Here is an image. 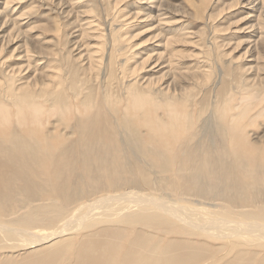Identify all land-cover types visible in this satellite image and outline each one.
<instances>
[{"label":"rangeland","instance_id":"374dc122","mask_svg":"<svg viewBox=\"0 0 264 264\" xmlns=\"http://www.w3.org/2000/svg\"><path fill=\"white\" fill-rule=\"evenodd\" d=\"M139 1L142 0H82L83 3L81 2L79 6H76L74 4L68 3L67 1H65L64 3L62 2V0H20L18 5L15 4V7L13 6V9L10 10L11 12L8 11L5 14L8 20L14 19L18 14L16 16L17 19L12 20V22H10L4 30L6 31V33H11V31L14 33L16 31V33L20 35V42L26 45V47L28 46V49L30 51L31 49L37 51V48L33 47V42L30 38L33 39L35 36V38L38 37L37 40H43V38L49 40L47 49L56 53V57L58 61H60L59 64L62 65V68L65 67L67 69H63L62 71L64 74H62L63 77L66 78V88L64 89L65 91L63 90V99L64 96H66L63 102H66H64L65 104L63 103V107L62 104L61 106L59 104L57 110H66L67 112H69V116H71L69 117L68 121H66L65 117L63 116V120L61 115L56 112V110V116L44 118V120L42 117L41 120L43 121H40V124L37 125L35 129H33V132H35L34 135H43L46 136V138L52 140L54 138H59L58 145L48 148V151L51 154V157L49 159L47 158V153H40L36 156L30 157L15 155L8 160L0 159V223H5L9 227L13 226L15 228H21V225H23L20 222L23 218L22 215L25 213L28 215V212L30 210H34V207L41 206V204L45 201L48 202V204L60 205L61 208L65 211L66 209H72L76 204L86 201H92L93 199H95L96 201V199L101 196L112 194L116 195V193L118 194L124 191H130V189L131 191H141L142 194L147 197L151 196L156 198L158 197L157 199L161 198L162 201H164V203H166L167 205H174L173 207L175 208L179 206L178 208H176L178 210L180 209L181 205H186L187 203L194 201L197 198L199 202L201 201V204H199L198 202V204H193L192 206H190V208L194 206L193 209H190L189 207L188 208L192 211L197 210V212L203 214L204 216H206L204 206H206L205 209L207 208V205H204V202H213V200L215 203H225L224 206H227L228 210L232 208L234 210L236 209V211L233 212L234 214H237V216L242 213L241 211L245 210V212L243 211L241 215H244V217L248 218L247 215H249L250 208L252 210L250 214L258 213L255 208H257L258 211L261 209L260 212H264V209H262L264 208V41L252 44L251 42H249V40L252 38H248V33L240 30L241 27H244L248 24V20L241 21V17H243L247 11V9L243 6L244 4H246V0H165L164 11L167 13L168 19H181V24L183 27L182 30L188 32L194 31L195 36L198 40L197 42L199 43L197 44L196 49L193 48L192 45L184 46L175 44V48L172 47L173 53L179 52V55L182 57V59H184L180 61V63L177 64L175 68L178 71L190 72L198 69L208 68V73L206 75L194 74L193 76L184 75L180 78L178 77L176 83L172 84L171 89L168 90L171 92V94L164 92L160 93V91L157 90V85H154V88L150 87V90H152L150 92V95H148V92H145L144 95L150 99L149 101L152 102L153 100L154 102L155 99L156 101L154 102V104L150 103L149 109L147 108V106L144 108V105H148L147 103H141L143 104L142 107L139 101L136 100V97L138 95L131 91L132 85H130L131 82L128 79V76H125L121 73L122 69L120 67L122 66H118L112 71V73L110 71L108 72V69L104 67L106 59L104 55L105 53H103V51L106 52L110 45L109 43L111 34L113 33L112 31L119 30L118 33H120V35L123 34V37H121L124 39L127 38L124 47L126 51L128 50L129 52H126L125 58L120 57V54L117 56V58L121 59L117 62L123 65L125 60V62L127 63V68L136 65L137 62H139L141 58H143L146 52H151V50L154 48V43L160 40H164L166 36L173 33V31H165L164 28H162L163 30H161L162 32H160L161 35L160 37L157 36L156 40L154 35L158 30L151 29V26L154 24L153 20L144 17L142 18L141 15L137 17L138 19L131 22V25L129 24L128 26L125 25L119 27L118 25H121V23L124 22V20L121 18L125 19L127 16H129L128 14L136 10L135 5L143 6L141 3H136ZM192 1L195 3H192ZM115 3L116 7L114 6ZM125 4L127 5L125 6ZM188 4L191 5L189 6ZM191 10H193L194 12ZM150 11L152 13L151 15L155 13L152 8H145L144 12L149 13ZM68 12H70V14ZM109 12H111V14L107 15ZM140 13H143V11H140ZM120 16L121 18H119ZM85 19L87 21L93 20L92 22L96 20V22L94 23L100 25V28L97 29L98 35H100L98 42L101 41V45L103 44V51L100 50L98 53L102 58H100L101 62L99 64L100 73L97 70L93 71L92 75L89 73V71L85 70L86 72H83L81 70L83 68V65L81 64V62L80 64H77L79 61L75 60V55H73L75 52L73 51V49H71L72 44L76 40L78 41L80 39L79 42L82 45L84 43H91L93 45V43L95 44L96 42L95 40H97L98 38L97 36H92L91 38L90 35L92 31L88 30V34L83 35L82 41L80 31L83 30H76L75 32V29H84L85 24L87 23ZM178 20L173 21V24L171 23V30H173V25H175ZM238 20H240V23H237ZM150 23L152 24L150 25ZM250 23L254 22L252 21ZM18 24L20 25L18 26ZM183 24L185 27L183 26ZM115 28L118 29L116 30ZM259 29L263 31L262 33L264 34V24L263 26H260ZM209 41L211 42V44H209ZM130 45L133 47L131 48ZM128 46L130 47V50L127 48ZM9 49L11 50V48L3 45L2 51L0 53L1 56L4 57V54L5 57H7V55H11L12 50L10 52ZM131 49L134 51L133 54L131 53ZM165 51L167 52V50ZM172 51L170 49V51L168 52L172 53ZM130 54L131 56H129ZM188 54H190L191 56ZM137 56L139 57L137 58ZM103 58L105 60H103ZM74 60L76 61V63ZM128 63H130L131 65H128ZM66 64L68 68L64 66ZM103 68H105L106 71L103 70ZM68 71L70 72L68 73ZM96 74H98L99 77H96ZM159 75L160 72L155 73L152 76L154 78H157ZM105 77H109L108 80ZM97 78H99V80ZM249 78H252L253 81ZM253 78H255L256 80ZM163 79H165V77L162 76L161 80ZM260 80L262 82H260ZM92 82L93 85L91 84ZM111 84L113 85L112 87H110ZM124 89H127V93H125L126 91ZM251 92H253L254 94ZM130 93L132 94L133 98L130 96ZM160 94L161 98H159ZM80 95L82 96L80 97ZM124 95L129 99H127ZM122 99L124 100V102ZM79 100H81L83 103L80 106V109L76 111L74 108V104ZM53 101L54 99L51 98L47 102ZM88 101H90L91 103ZM126 101L128 102V104ZM84 103L88 112L86 111V113L83 115L82 108H84ZM88 103H90L91 106L88 107ZM136 103H138L139 105L137 104L135 106L134 104ZM41 104H38L36 102L34 104H27V107L25 109V118H28L30 110L33 109H39L44 115L46 113L47 107L44 106L43 108H39L38 106H40ZM97 104L100 107L101 113H104H99L100 110H98L99 107ZM132 104L133 107L131 109L130 106ZM155 104L156 106L153 107V105ZM0 106H2L0 107L2 110L6 109L8 112H10V114L13 111L12 107L6 108L4 107L5 105L3 103H0ZM31 106L34 108H32ZM50 106L52 107L51 103L49 104V107ZM163 107H165V110L163 109ZM146 108L148 111L146 110ZM67 112L63 113L65 114ZM90 114L94 115V118L96 117L95 121H98V118L100 116L102 117V115L103 117L99 118V120L103 118L108 120L111 117L109 119L110 121H108L112 125L115 124V121L120 126L116 130V139L118 138L117 135L119 129L121 130V133L124 134V138L129 139L130 137L128 141V145H130V151L129 148H125V150H123V152L121 151L120 154L118 151L119 143L114 145L111 142H107L106 144L101 146L94 144L90 145L91 149L95 152L97 151V154L99 156H104L101 161L96 159H91L90 161L82 159L77 162V168L75 170L74 163H67L65 159H62L60 163L57 164L54 161V155H57V151L61 147H65L64 145H67L71 141V139L75 138V136H71L72 132L75 131L72 123L75 122L76 117H82V119L85 120L84 130H89L90 124L92 122V117L89 119L87 118L90 116ZM168 114L171 115V120H169ZM146 115H150L149 119L153 118V120L155 121L154 123L157 122V124L161 125L164 129L166 125L169 126L170 122L176 123V125H180L181 127V130L177 133H171V135H178L173 138L174 141L172 139V141L167 144L166 148L163 147L162 153L157 152V145L150 144V138L152 136L150 137L151 134L148 130L147 124L149 120ZM125 117L129 119V122H123L124 125H120L119 122L121 120L125 121ZM162 117H164L165 120ZM156 119L159 120L157 121ZM196 119H198V121H196ZM143 121V125L145 126H142ZM159 121L161 122L159 123ZM207 125L212 127H209L210 133L212 132L211 135L207 133V129L204 127ZM136 131L138 133H136ZM131 132H135L134 135ZM191 132H193L192 136H190ZM67 133L68 135H66ZM147 133L148 135H146ZM165 133L170 137V132ZM136 134L139 138L136 136ZM194 137H199L201 139L199 142V148H197L196 146L193 147L189 156V165H185L186 167L182 168L179 166L180 160L178 157V150L181 148V146L184 145L182 141L186 139L191 138L192 140H190L188 145L193 144V140L195 139ZM232 138L234 141L232 140ZM11 140L16 143H22L24 141L22 139H19L17 135L14 136ZM175 140H177V142ZM229 143H231L232 146ZM229 146L231 147L229 148ZM116 147L117 149H115ZM246 148L250 151V156L245 157V151L243 149ZM196 149H198V151ZM206 149L209 150V154L211 152L215 154L213 156V154L211 153V156L216 158H209L211 157L209 155L207 158V153L205 152ZM41 151L44 152V150ZM200 151H202L201 154ZM229 151L233 154H231ZM237 154H242L243 157L240 156V158ZM234 157L236 159H234ZM20 159H22V161ZM232 159L235 160L233 163ZM253 159L255 162L253 161ZM199 161L205 162L204 165L208 169L205 168L204 165L203 167L206 171L201 169ZM256 161H258V163ZM206 162L208 163V165H206ZM194 163L197 164L194 165ZM227 163H230L229 166L227 165ZM242 163L245 165H243ZM231 164H234L236 169L240 171L242 175H246L248 173L246 176H243V178L245 177L244 180H239L240 183L236 182L233 177H230L229 179L226 178V176L228 177V175L232 174L228 173L229 170L232 169ZM192 167L194 168V170H192ZM65 170L68 172V174L73 170L77 172V174L75 175L74 188L63 187L66 175H68L67 173H65ZM201 170L202 172H200ZM221 170H223L225 176L221 175ZM231 171L232 170H230V172ZM258 171H260L262 175H260V172L258 173ZM190 174L191 176H189ZM182 176H189L190 178L189 180L182 181L181 179H179ZM186 182L188 183L187 186H189V189L184 186ZM40 186H42L43 188ZM61 188L63 191H61ZM67 195H70V197L65 201L63 197ZM49 198H52V200L48 201L47 199ZM132 198L133 197H131V199ZM260 205L263 207H261ZM209 208V211H211V213L215 212V214H217L218 209H221L222 206ZM85 209H87V207ZM52 214L50 212L41 213L44 218L48 216L51 218ZM71 215L69 216V218L72 217ZM163 216H165V220H169L167 224L161 221L160 224L156 223L158 225L151 224L150 226H147L144 222H141L140 224L136 223L137 225L130 222L128 223V225H119L118 223H116V226L112 222L100 223V225L98 223L96 224V226L89 229L77 227L76 224H79L81 226L84 223L82 220L81 222L76 220L74 221L75 223H70V226H72V228H77H75L74 230L69 229L68 231H66L68 233H66V235H62L59 238V249H56L54 251L53 248L57 247L56 245H58V242L51 245H47L49 243L45 242L44 244L42 242L30 248L27 246L18 247L17 243H14V246H3V244H0V264H79L76 258V253L78 250L77 247L79 245H84V243L92 246L95 245L93 246L95 248L94 252L90 249L88 250V252H85V257L87 259H90L93 255L95 257L90 262V264H106L98 258V254L100 253L101 249L116 251L122 248L123 250H126L127 248H129L128 246L130 244L135 246L136 243H138L141 239H145L144 241H142L143 243L145 242L156 244L157 247L158 245H171L173 248H171V250H163L160 247L157 254L158 256L156 257L159 258L160 256H162L163 261L165 258V261H167L168 263H174V257L178 258V255L180 256V258L175 262L179 263L180 259L185 260V263L182 264H264L263 239H256L258 241L256 242L254 238H252L251 240L248 237L242 238L240 236H228L229 234L226 235L225 233V235L221 233L212 237L208 232H206V226H201L199 229H192L193 224L196 225L197 221L199 222L198 219L186 218L187 220L182 219L181 221L180 218H176L175 220L173 219V217H170L168 215L166 216V214H163ZM207 216L206 218H214L217 215L212 216V214H210L208 217ZM58 217L59 216H56L54 217V219H50L52 220V222H50V220L48 221V219H44L35 222L33 225H29L30 227H32L31 231L34 229L33 234L30 235V239H37L32 237V235H34L35 233L36 237L41 238L44 237L45 234H50L55 230H59V227H61L62 225V221H60ZM78 218L79 217L74 216V219ZM185 220L189 222L187 223ZM175 221H177L178 223H175ZM247 221L252 222L255 220L247 219ZM247 221L243 220V222ZM263 223L264 221H262L261 225L259 223L254 225H257V227L263 230ZM239 231L241 230H236V232ZM217 236L219 237L217 238ZM247 239H249L250 242H247ZM99 246L101 247V249ZM113 255V252H109V254L106 255L107 260L110 256ZM88 263L89 262H86L85 264ZM164 263L166 264V262Z\"/></svg>","mask_w":264,"mask_h":264},{"label":"bare ground","instance_id":"6f19581e","mask_svg":"<svg viewBox=\"0 0 264 264\" xmlns=\"http://www.w3.org/2000/svg\"><path fill=\"white\" fill-rule=\"evenodd\" d=\"M19 1L20 0H0V53L2 51V46L3 45H6L8 48H11V50H12L11 55H9V56L7 55V57H5V54H4V57H2L1 54H0V103L1 104L3 103L5 105L4 107H6V108H11V107L13 108V111H12L11 114L6 109H4V110H6V111H4V110H2L0 108V159L8 160V159H11L15 155L29 156L30 157V156H36V155H38L40 153H47V158L49 159L51 157V154L49 153L48 148H51V147H54L55 145H58L59 144V138L58 139L57 138H54L52 140V139L46 138V136H43V135H39V134L34 135L35 132H33V129H35L37 127V125L40 124V121H43L44 120V118H49V117H52V116H56L55 115V111L58 109V105L60 104V106H61V104H62V107H63V103L66 102V101L63 102V100L66 97V96H64V99H63V94H64L63 93V90L66 88L65 87L66 78L63 77L64 74L62 72L63 69H66V68L65 67L62 68V65L59 64L60 61H58V59L56 57L57 54L54 53L53 51L47 49L49 40H46L44 38H43V40H41V39L40 40H37L38 37L35 38V36H34L35 39L34 38L33 39L30 38L31 41L33 42L32 43L33 44V47L34 48H37V51L36 50H32V49L30 51L28 49V46L26 47V45H24L23 43L20 42V35H18V33H16V31L14 33L12 31H11V33L10 32L9 33L7 32L8 34L6 33V31L4 29L7 27V25L10 22H12V20H16L17 19L16 16L18 14L12 20H8L6 18V15L5 14L8 11H10L11 9H13V6L15 4L18 5ZM58 1H60V0H58ZM65 1H67L70 4H74L76 6H79V4L82 2V0H62V2H64V3H65ZM136 3H141L143 6H140V5L137 6V5H135L136 10L133 11V12H131L130 14H128L129 16L126 15L127 17L125 16L126 17L125 19L124 18H121V16H120L119 18L123 19L124 22L121 23V25H118L119 27L120 26H125V25L128 26L131 22H133L134 20L138 19L137 17H139V15H141L142 18L144 17V18L153 20V23L154 24L151 26V29H157L158 30L157 33H155V35H154V37H155L156 40H157V36L160 37V35H161L160 32H162L161 30H163L162 28H164L165 31H167V30L168 31H173V33L171 35L166 36L164 38V40H160V41H157L156 43H154L153 44V47L154 48L151 50V52H146L145 55L143 56V58H141V60L139 62H137L136 65H134L133 67H129L128 66L129 68H127V63L125 62V60H124V64L123 65H121L119 62H117L118 60H121L120 58H117V56L120 54V57L125 58L126 57V52L128 51V50L126 51V49L124 47L127 38L126 39L122 38L123 37L122 36L123 34L120 35V33H118L119 30L118 31H112L113 33L111 34V39H110V43H109L110 45H109L108 49L106 50V52L102 50V48H103L102 45L103 44L101 45V43H100L101 41L100 40H99L100 42H98V39L100 38V35H98V30H97L98 28H100V25L97 24V23H94V22H96V20L94 22H92L93 20L87 21L86 20L87 18H86L85 20L87 21V23L85 24L84 29L83 28L82 29H75V32H76V30L77 31L83 30V31H80V33H81V40H82V37H83L84 34H88V30L92 31V33L90 35L91 38H92V36H95V37L97 36L98 37L97 40H95L96 41L95 44L93 43V45H92L91 43L90 44H85L84 43L82 45L79 42V40H80L79 39L78 41L77 40L75 42L73 41L74 43L72 44V48L71 49H73V51L75 52L73 54V55H75V57H74L75 60L79 61L77 64H80V62H81V64L83 65V68L81 70L83 72L85 70L86 71H89V73L91 75H92L93 71H97V70L99 71V68H100L99 67V64H100V62H101L100 60L102 58H101V55H99L98 53H99L100 50H102L103 53H105L104 55H105V59H106V62L104 64V67L108 69V72L110 71L112 73V71L114 69H116L118 66L119 67L122 66V67H120L122 69L121 73L124 74L125 76H128V79L131 82L130 85H132V87L130 86L132 88L131 91L134 92L136 95H138L136 97L137 98L136 100H138L140 104L143 103V102L147 103L148 105H144V108L147 106V108L149 109L150 108V103H153L154 104V102L156 101V99H155L154 102H153V100L151 102V101H149L150 99L147 96L144 95L145 92H148V95H150V92L152 91V90H150V87H153L154 85H157L158 86V89L157 90H159L160 93L161 92L162 93L164 92V93L171 94V92L168 91V90L171 89L172 84L176 83L178 77L180 78V77H182L184 75L193 76L194 74H203V75H206L208 73V68L198 69V70H194L192 72H190V71H178L175 67H176L177 64L180 63V61H182L184 59H182V57L179 55V52H175L174 51L175 53H173L172 47H174L175 44L184 45V46L185 45H192V47L196 49L197 48V44H199V43L197 42L198 40H197V38L195 36V32L194 31H190V32L183 31L182 30L183 27H182V24H181L182 21H181L180 18H179L180 20H178V19L169 20L168 19V15L164 11V8H165V6H164L165 5V0H161V1H158V0H142V1H139V2H136ZM192 3H195V2L192 1ZM191 4H188V5L190 6ZM126 5L127 4H125V6ZM114 6L116 7V3L114 4ZM243 6L247 9V11H246V14L243 17H241L242 20L241 19L240 20L241 21L248 20V24L245 25L244 27H241L240 30L241 31H244L245 33H248V38H252V39L249 40V42H251L252 44H256L258 42L264 41V34L262 33L263 31H261L259 29V27L260 26H263V24H264V20H263L264 19V0H246V4H244ZM145 8H152V10L155 11V13L153 15H151L152 14L151 11L149 13L144 12L145 11ZM198 8H200V7H198ZM140 11L141 12L143 11V13H140ZM191 11H193V10H191ZM66 12H67V10H66ZM126 12H127V10H126ZM207 12H208V10H207ZM68 13L70 14V12H68ZM110 14H111V12H109L107 15H110ZM174 15H176V14H174ZM177 15H179V14H177ZM10 16H12V15H10ZM122 16H124V15H122ZM8 18H9V16H8ZM176 20H178L177 23L175 22L176 23L175 24L176 26L173 25L174 28H173V30H171V28H170L172 26L171 23L173 24V21H176ZM240 20H238L237 23H240ZM252 21L254 23H250ZM15 22H17V21H15ZM109 24H111V23H109ZM151 24L152 23H150V25ZM19 25L20 24H18V26ZM183 26H184V24H183ZM169 28H170V30H169ZM115 29L117 30L118 28H115ZM259 31H261V32H259ZM213 32H214V29H213ZM64 33H66V32H64ZM95 34H97V35H95ZM85 40H87V39H85ZM209 44H211L210 41H209ZM263 45H264V43H263ZM130 47L132 48L133 46L130 45ZM130 47L128 46L127 48L130 50ZM217 48H218V46H217ZM170 49H171L172 53H169L168 52V51H170ZM11 50H10V52H11ZM165 50H167V52ZM10 52H9V54H10ZM131 53L132 54L134 53V51L132 49H131ZM188 55H190V54H188ZM129 56H131V54ZM138 57L139 56H137V58ZM105 59L103 58V60H105ZM75 63H76V61H75ZM130 63H132V62H130ZM130 63H128V65ZM64 66L67 67V64L64 65ZM182 67H184V66H182ZM105 68H103V70H105ZM184 68H186V67H184ZM196 69H197V67H196ZM189 70H191V69H189ZM69 72L70 71H68V73ZM159 72H160V75L157 78H154L152 76L155 73H159ZM242 72H244V71H242ZM99 73H100V71H99ZM94 74H95V72H94ZM112 75H110V76H112ZM97 76H98V74H96V77ZM105 76H106V74H105ZM162 76L165 77V79L161 80L162 79ZM260 76H259V78H260ZM90 78H91V76H90ZM105 78H107V80H108L109 77H105ZM261 78H263V77H261ZM97 79L99 80V78H97ZM253 79H255V78H253ZM84 80H81V81H84ZM129 80H126V81H129ZM250 80H252V78ZM113 82H115V81H113ZM260 82H262V81L260 80ZM91 84L93 85V82ZM112 86L113 85L111 84L110 87H112ZM67 90H68V87H67ZM154 90H156V89H154ZM73 92H74V90H73ZM125 93H127V91ZM251 93H253V92H251ZM81 96L82 95H80V97ZM130 96L132 97V94ZM51 98H53L54 101L53 102H47ZM159 98H161V94H160V97ZM159 98H158V101H159ZM75 99H77V98H75ZM127 99H129V98H127ZM138 101H136V102H138ZM35 102L38 103V104L39 103L40 104L42 103L40 106L36 105L39 108L40 107L43 108L44 106L47 107L46 108V113L43 115V113L39 109H33V110H30V113H29L28 118H25V109L27 107V104L28 105H29V103H33L34 104ZM88 102H90V101H88ZM104 102H106V101H104ZM123 102H124V100H123ZM160 102H159V104H160ZM50 103L52 104V107L51 106L49 107V104ZM82 103L83 102L81 100H79V101H77L74 104V108H75L76 111H78L80 109V106L82 105ZM90 103H88V107L91 106ZM127 104H128V102H127ZM137 104L138 103H136L134 105L136 106ZM141 105L143 107V104H141ZM155 106H156V104L153 105V107H155ZM160 106H161V104H160ZM160 106H157V107H160ZM164 106H166V105H164ZM0 107H2V106H0ZM38 107H36V108H38ZM83 107L84 108H82V114L84 115L86 113V111L88 112V110L86 109L85 103L83 104ZM98 107H99V105H98ZM109 107H108V109H109ZM130 107L132 109L133 104ZM181 107H182V104H181ZM32 108H34V107H32ZM125 108H127V107H125ZM147 108H146V110H147ZM164 108L165 107H163V109ZM187 108H189V107H187ZM98 110H100V107L98 108ZM115 110H116V108H115ZM146 110H145V112H146ZM56 112H58L61 115V117H62L63 120H64V117H65L66 121H68L69 117L71 116V115L69 116V112H67L66 110L65 111L57 110ZM63 112H67V113L64 114ZM99 113L102 114L104 112L101 113V110H100ZM116 113H115V115H116ZM44 116H46V117H44ZM42 117H43V120H41ZM91 117H92V122L90 124V129L89 130H84V128H85L84 121L85 120H83L82 117H76L75 122L72 123V126L75 129V131L72 132V134H71V136L72 137L75 136V138L74 139H71V141L67 145H64L65 147H63V148L61 147L57 151L58 152L57 155H54V161L57 164L60 163V161L62 159H65L67 163H71V162L74 163V170H75L77 168V166H76L77 162L80 161V160H82V159H86V160H89V161L91 159L92 160L93 159H96V160L101 161L104 158V156H99L97 154V151L95 152L94 150L91 149V146L90 145H94V144L101 146V145L106 144L107 142H111L114 145H116V144L119 143L118 151H119L120 154H121V151L123 152V150H125V148H129V151H130V147H129L130 145H128V141H129L130 137H129V139L128 138H124L125 137L124 134H122L121 133V130L119 129L118 130V135H117L118 138L116 139V132H117L116 130L120 126L115 121H114L115 124L112 125L109 122L110 121L109 119L111 118L110 116H109L110 117L109 119L107 118L109 121L106 120V119H104V118L101 119V120H99V118H102L103 115H102V117L100 116L98 118V121H95L96 117L94 118V115H91V114H90V116L87 119H89ZM120 117H121V115H120ZM122 117H123V115H122ZM142 117H143V114H142ZM147 117H148V120H149V122L146 121V122H148L147 123L148 124V130H149V132L151 134L150 137L152 136L150 138V144L157 145V147H156L157 152L158 153H162L163 152V147L166 148L167 147V144H169L172 141V139L176 135H178V134H176V135H173V134H175L178 131H180L181 130V127H180V125H176V123H171L170 122L169 126L164 123L166 125V127L164 129L161 125H158L157 122L154 123L155 121L153 120V118L152 119H149L150 118V115L147 116ZM168 117H169V120H171V118H170L171 115L170 114H168ZM117 118H118V116H117ZM125 118H126V119H124L125 121H122L121 120L119 122L120 125H124V123L129 122L128 121L129 120L128 119L129 116H128V118L127 117H125ZM156 118H157V116H156ZM162 118H164V117H162ZM236 118H237V116H236ZM140 119H141V117H140ZM164 120H165V118H164ZM164 120H162V121H164ZM144 121L142 122V126H145V125H143ZM196 121H198V119H196ZM61 122H60V124H61ZM160 122L161 121H159V123ZM130 124H132V123H130ZM88 125H89V123H88ZM134 126H135V124H134ZM204 127L207 129V133H209L211 135L212 132L210 133V128H209L211 126L207 125V126H204ZM122 128H123V126H122ZM143 131H144V129H143ZM168 131L170 132V137H169V135L167 136V134L165 133V132L169 133ZM134 133H132V134L134 135ZM136 133H138V132L136 131ZM171 133H173V134L171 135ZM16 135H17V137L19 139H22L24 141L22 143H16V142L12 141L11 139L14 136H16ZM66 135H68V133ZM146 135H148V133ZM192 135H193V132L190 133V136H192ZM136 136H137V134H136ZM232 136H230V137H232ZM144 137H146V136H144ZM138 138H137V140H138ZM190 140H192V139L190 138V139H186V140L182 141L184 143V145L181 146V148L178 150V155H179L178 157H179V160H180L179 166L182 167V168H185L186 167L185 165H189V156L191 154V150L195 146L197 148H199V142H200L201 139L199 137L198 138H195L193 140V144L188 145L189 142H190ZM230 140H231V138H230ZM232 140H233V138H232ZM135 141H136V139H135ZM173 141H174V139H173ZM175 141L177 142V140H175ZM237 142H239V141H237ZM229 144L231 145V143H229ZM234 144H235V142H234ZM206 146H207V144H206ZM212 146H213V144H212ZM231 146H229V148ZM115 149H117V147ZM41 150H44V152H42ZM196 150L198 151V149H196ZM243 150L245 151V154H244L245 157L246 156H250V154H249L250 151L247 148L246 149H243ZM208 151L209 150H207V149L205 151L207 153V155H206L207 158H208V155L211 156V153H212L211 152L209 154ZM231 151H232V149H231ZM201 153H202V151H200V154ZM230 153L233 154L232 152H230ZM214 155L215 154H213V156ZM238 156L239 157L240 156L243 157L242 154L241 155H238ZM199 157H200V155H199ZM209 158H216V157H212L211 156ZM231 158H232V156H231ZM247 158H249V157H247ZM13 159H15V158H13ZM234 159H236V158L234 157ZM20 160L22 161V159H20ZM33 160H35V159H33ZM27 161H31V160H27ZM234 161L235 160L232 159V163ZM253 161H254V159H253ZM258 161H256V162L258 163ZM33 162H35V161H33ZM196 164L194 163V165H196ZM199 164H200L201 169L204 170L203 165L205 164V162L204 161H199ZM229 164L227 163L228 166H229ZM206 165H208L207 162H206ZM231 165H232V167H231L232 169H230V170H232V171L230 172V170H229L228 173H232V174L231 175H228L227 174L228 177L226 176V178L229 179L230 177H233V179L236 182L240 183L239 180L240 179H243L244 180L245 177L243 178V176H246L248 173L246 175H242V173L236 169V167L234 166V164H231ZM243 165H245V164H243ZM194 167H196V166H194ZM242 167H244V166H242ZM205 168H207V167L205 166ZM74 170L72 172L70 171L69 174L65 170V173L68 174V175H66V179L67 178L68 179L67 180L65 179V183L63 184V187L64 188L65 187H67V188H69V187L74 188V185H75V183H74V181H75V175L77 174V172L74 171ZM192 170H194V168ZM204 171H206V170H204ZM225 171H227V170H225ZM200 172H202V170ZM259 172L260 171H258V173ZM191 173H192V171H191ZM208 173H211V172H208ZM220 173H221V175L225 176V173L223 172V170H221ZM259 174L262 175L261 172ZM189 176H191V174ZM189 176H182L179 179H181L182 181H186V180H189V178H190ZM202 176H205V175H202ZM143 177H144V175H143ZM144 179H146V178H144ZM259 179H260V177H259ZM145 183H146V181H145ZM187 184L188 183L186 182L184 184V186H186L189 189V186H187ZM40 187H42V186H40ZM62 188H61V191H63ZM233 190H234V187H233ZM140 192L139 191H135V190L134 191H131V189H130V191H124V192H121V193H118V194L116 193V195L115 194L114 195L112 194V195L101 196V197L97 198L96 201H95V199H93L94 201L92 200V201H86V202H83V203H79V204H76L75 206L73 205L74 207L72 209L71 208L68 209V210L66 209L65 211L61 208L60 205L48 204V202L45 201V202H43L41 204V206L34 207L33 208L34 210H30L28 212V215L26 213L22 215L23 218L21 219L20 222L23 225H21L22 227L21 226H18V227H21V228H15L13 226L12 227H9L5 223H0V244H3V246H4V245H13L14 243H17V246L18 247H20V246L21 247L22 246L23 247L24 246H27L29 248L30 247H34V246H36V245H38L39 243H42V242L44 244H45V242L46 243H49L47 245L56 244L58 241H60L59 238L62 235H66V233H68L66 231H68L69 229H73L74 230L77 227L83 228V229H87V228L89 229L91 227L96 226V224H98V223L100 225V223H112L113 222V224H115V225H116V223H118L119 225L120 224H126V225H128V223H130V222L131 223H134V224H136V223L140 224L141 222H144L147 226H150L151 224L158 225L156 223H159L160 224L161 221H162L165 224H167L169 222V220L168 219L165 220V216H163V214H166V216L168 215L170 217H173V219H175V220H176V218H180L181 221H182V219H186V218H190V219L195 218V219H198L199 222L197 221V224L193 221L196 225L193 224L192 229H199L201 226H206V228H205L206 232H208L212 237L213 236H216L217 234H221V233L224 234L225 233L226 235L229 234L228 236L233 235V236H240L242 238H247L248 237L251 240H252V238H254L255 240L256 239H261V240L263 239L264 240V228H262L263 230H261V228L257 227V225H254V224H258V223L261 225L262 221H264V212L263 211L260 212L261 209L258 211L257 208H255V210L258 213H256V214H250L251 211H252L251 208H250V212H249L250 217H249V215H247L248 218L247 217H244V215H241L243 213V211L245 212V210L241 211L242 213L237 216V214H234V212H233V211H236V209L234 210L232 208L233 210L232 209L228 210L227 209V206H224L225 203H223V204H221V203H215L214 200H213V198H212L213 202H204V205L205 204L207 205V208L206 209H205L206 206H204L205 215L206 216L207 215L209 216L210 214H212V216H215V215H217V216L214 217V218H212V217L211 218L210 217L209 218H206V216H204L203 214L197 212V210H194V211L189 210L190 206H192L193 204H198L199 201H198L197 198H196L197 200L196 199L194 201H191L190 200L191 202L188 201L189 203H187L186 205H183V206L181 205L180 206V209L178 210L176 208H178L179 206L175 208V207H173L174 205L173 206L172 205L170 206V205H167L166 203H164V201H162L161 198L160 199H157L158 197L157 198L156 197H151V196L150 197H147L144 194H142V192L141 193ZM69 197H70V195H67V196H65L63 198L66 201ZM131 197H133V198L131 199ZM47 200L48 201L49 200H52V198H49ZM183 201H184V199H183ZM220 202H222V201H220ZM6 203H7V201H6ZM257 203H258V200H257ZM263 203H264V201H263ZM199 204H201V201L199 202ZM261 204H262V202H261ZM218 206H222V208L221 209H218L217 214H215V212H212L211 213V211H209L210 210L209 207L214 208V207H218ZM86 207H87V209H85ZM193 207L190 208V209H193ZM195 207H196V205H195ZM261 207H263V206H261ZM262 209H264V208H262ZM200 211H201V209H200ZM42 212H50L51 214L52 213H54V214H52V217L51 218L49 216L46 217V218H44L43 215H41ZM70 215L72 217L69 218ZM56 216H59L58 219H60V221H62L61 222L62 225L60 223L61 227H59V230H55L54 232H52L50 234L48 232H47L48 234H45L44 233L45 236L44 237H41V238L36 237V233H35L34 234L35 236L32 235V237L37 238V239H35V240H31L30 239V235L33 234V230L34 229L31 231V228L32 227H30L29 225H31V224L33 225L35 222L41 221V220H44V219H48V221H49L50 219H54V217H56ZM74 216L79 217V218L78 219H74ZM218 216H220V217H218ZM247 219H254L255 221L248 222L249 220L247 221ZM76 220L79 221V222H81V220H82L84 224L81 225V226L79 224H76L77 227L72 228V226H70V223H75L74 221H76ZM152 220H154V221H152ZM243 220L244 221H247V222H243ZM50 222H52V220H50ZM176 222L177 221H175V223ZM202 223H203V225H202ZM73 225H75V224H73ZM104 225H106V224H104ZM260 225H258V226H260ZM25 227H30V228H25ZM262 227H264V225ZM239 229L241 231L236 232V230H239ZM218 237L219 236H217V238ZM144 240L145 239L139 240V242L136 243L135 246H133L132 244H130L128 246L129 248L126 247L127 248L126 250H123L122 248H120V249H118L116 251L102 250L101 247L99 246L100 249H101V251L98 254V258H99V260L105 262L106 264H165L164 262H166V264H179V263L182 264V263H185V260H182V259H180V262L179 263H176L175 262L177 259L180 258V256H178V255H177L178 258L174 257V259H175L174 263H168L167 261H165V258H164V261H163V257L162 256H160L159 258H156L158 256L157 254L159 252L158 250H159L160 247L163 250L164 249L165 250H171L172 246L171 245H168V244H165V246L158 245V247H157L156 244H150V243H145V242L143 243L142 241H144ZM247 240H248L247 242H250L249 239H247ZM62 242H65V241H62ZM256 242H258V241L256 240ZM78 245H79V243H78ZM13 246H12V248H13ZM53 246H55V245H53ZM56 246L57 247H54L53 248V251L56 250V249H59V247H60L59 242H58V245H56ZM93 246H95V245H93ZM93 246L84 243V245H79L77 247L78 250H77V253H76V255H77L76 258H77L79 264H85L86 262H89L88 264H90V262L95 258L94 255L90 259H87L85 257V252H88L89 249L94 252V249L95 248ZM62 247H63V245H62ZM13 250H14V248H13ZM122 250H123V252H122ZM109 252H113L114 255L113 256H110L108 258V260H107L106 255L109 254ZM154 253H156V254H154Z\"/></svg>","mask_w":264,"mask_h":264}]
</instances>
